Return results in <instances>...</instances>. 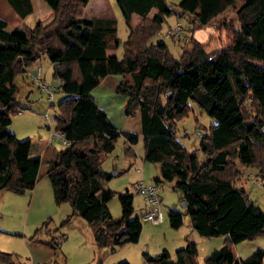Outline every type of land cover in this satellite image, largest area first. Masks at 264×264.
I'll return each mask as SVG.
<instances>
[{
  "label": "trees",
  "instance_id": "trees-1",
  "mask_svg": "<svg viewBox=\"0 0 264 264\" xmlns=\"http://www.w3.org/2000/svg\"><path fill=\"white\" fill-rule=\"evenodd\" d=\"M5 1L20 18L33 10L31 0ZM43 1L53 13L47 23L38 20L33 27L8 31L0 17V191L23 192L38 180L42 154L29 153L30 139H19L7 127L21 108L15 77L46 55L65 94L58 103L56 129L67 144L53 151L45 167L55 203L72 207L60 225L81 217L99 248L137 242L142 222L133 215V194L107 188L104 182L113 173L101 162L119 136L128 143L125 152L134 154L138 135L105 124L106 112L91 95L101 79L117 74L114 90L126 97L124 114H139L143 159L158 163L161 179L173 182L185 203L183 212L167 210L169 225L178 228L186 213L200 235L224 237L203 264H261L264 248L237 258L230 244L264 234V211L237 185L240 166L255 164L264 171V0H180L175 5L166 0H115L128 27L121 58L108 52L116 43V29L83 18L88 0ZM151 8L156 13L148 17ZM229 8L238 26L225 23L230 43L218 50L206 52L191 36L192 47L175 57L164 41H151L173 13L190 14V29L195 31ZM132 13L141 16L136 25L131 24ZM189 101L215 120L200 134L201 159L176 135V120L188 113ZM114 193L121 209L117 218L107 205ZM63 238L51 234L34 241L55 253ZM141 254L146 264H197L196 243L188 239L176 248L175 258L165 248ZM13 256L0 251V262L20 264Z\"/></svg>",
  "mask_w": 264,
  "mask_h": 264
},
{
  "label": "rangeland",
  "instance_id": "rangeland-1",
  "mask_svg": "<svg viewBox=\"0 0 264 264\" xmlns=\"http://www.w3.org/2000/svg\"><path fill=\"white\" fill-rule=\"evenodd\" d=\"M166 1L175 5L180 0ZM32 3V12L24 18H20L10 8L12 10L9 12L10 14L2 17L6 20L7 27H33L38 21L37 16L45 12L40 6L44 3L42 0H32ZM3 4L8 5L6 1H3ZM45 6L49 8L47 5ZM84 10L83 12H85ZM87 12L113 18L116 43L113 47L108 48V52L121 58L123 43L128 35V27L116 1L90 0L87 4ZM1 13L2 10H0V16ZM233 18L234 13L229 8L228 11L215 17L206 26L193 31L190 29V14L179 16L173 13L164 19L160 30L151 38V41H164L168 45L169 52L178 57L183 50H189L192 47L191 36H193L201 43L206 52H212L230 43V37L225 27L229 22L234 27L238 26V22L232 20ZM140 21L141 19L136 24ZM33 65L40 67V76L47 90L41 88L40 85L38 87L28 76L17 75L14 82L17 86V98L21 108L11 116V122L7 128L19 139H38V142L41 143L49 140L52 134L58 132L56 129V116L60 112L58 103L65 97V94L58 87L59 80L52 75L54 63L46 55L41 56ZM119 79L120 75L117 74L106 76L91 90V95L106 112L105 124L117 126L120 130L140 132L141 134L139 114H124L123 103L126 97L117 94L114 90V85ZM48 91L52 92L51 99L48 98ZM189 105L188 113L176 120V135L187 150L196 151L201 159L203 155L199 149V133H204L215 120L197 103L189 101ZM51 142L48 145L49 151L46 149L47 151L42 153L43 159L52 147L54 150H58L66 146L57 137L52 138ZM125 147L124 137L119 136L114 149L104 157L101 166L104 170L113 173L112 177L104 182L107 188L113 191L127 189L133 194V215L141 217L142 222L137 242L127 243L113 249L110 247L99 248L94 243L90 226L81 217L73 216L69 223L60 225V222L71 213L72 207L69 202L55 203L51 185L45 173L46 166L43 162L39 168L38 180L31 189H25L23 192H15L10 189L0 191V251L11 252L14 255L15 263L34 264L36 260L33 243L49 248L34 240L46 239L51 234H57L58 237L64 236L62 240L59 239V249L42 262L114 264L127 260L130 264H146L141 254L142 251L157 253L165 248L169 251L171 258H175L176 248L183 246L188 239L196 243V263L203 264L210 252L224 243V237L200 235L191 226L190 217L186 213H183V222L178 228L171 227L168 223L167 210L173 208L183 212L179 190L172 186L173 182L161 179L158 163L146 161L142 159L143 156L140 158L139 154L128 156ZM116 167L120 169L118 174L113 172L118 170ZM239 176L237 185L243 187L248 198L264 211V171H261L255 164L240 166ZM141 181L156 185L162 211L158 223H152L142 218L148 205L136 189V185ZM107 205L112 217L120 216V203L116 193L108 200ZM230 245L237 258H245L257 248H264V234ZM0 264L3 263L0 262ZM261 264H264V256Z\"/></svg>",
  "mask_w": 264,
  "mask_h": 264
},
{
  "label": "crops",
  "instance_id": "crops-1",
  "mask_svg": "<svg viewBox=\"0 0 264 264\" xmlns=\"http://www.w3.org/2000/svg\"><path fill=\"white\" fill-rule=\"evenodd\" d=\"M3 1H5V0H0V10H2V13H1V16H0L1 18L2 17H6L8 14H10L9 12H11L13 10L9 4L8 5L10 7L8 5H5V4L2 5ZM89 1L90 0H88L87 4L89 3ZM31 3H32V0H31ZM44 3L41 4L40 6H41L42 10L45 13L38 15L37 19L44 21L43 23H45V22L47 23L48 21L51 20V18L53 16V13H52L50 7L47 4H44ZM87 4L85 6V10H84L85 12H83L84 13L83 14V18L84 19L91 20L94 23V25L97 26V27H114L115 28L113 18L108 17V16H98V15H94V14L88 13L87 12ZM45 5H47L49 8H46ZM32 7H33V5H32ZM14 13H15V11H14ZM155 13H156V9L155 8H151L147 15H148V17H152ZM140 19H141V16L139 14H137V13H132L131 16H130V21H131L132 25L136 24ZM5 22H6V20H5ZM15 28L21 29L22 27H18V26L7 27V22H6V26H5L6 30L10 31V30L15 29ZM38 74H39V78H40L39 82L37 83V82H35L33 80H31V81L33 83H35L38 87H40L39 85L40 84H44V83H43L42 78L40 76V67L39 66L32 65V66L27 67L26 71L24 72V74H22V76H24V77L28 76L30 78L31 75H38ZM116 128L120 130L119 127L116 126ZM140 131H141V126H140ZM136 133L138 135V140H137L136 143L132 144V148L134 150V154H128V156H132V155L133 156H137V154H139L140 158H142V156H143V141H142V137H141L140 132H136ZM38 141H39L38 139H34V140L30 139L29 153H31V154H40L41 155L43 152H45L47 150L49 151L50 148L48 147V145L52 143L51 139H49V140H47L45 142H41V143H39ZM141 143H142V146H140ZM66 144L67 143H64V145H66ZM125 145H128V143L125 142ZM53 151H54V149L52 147L50 152L45 154L46 156L44 155L45 157H44V159L42 161V163L44 162V166L47 165V162H48L47 160L53 156ZM126 156H127V154H126ZM116 168L119 171L116 170V171H113V172H116V174H118L120 172V169H119V167H116ZM32 247H33L34 252H35L34 254H35V260H36V262H34V264L42 262L43 260L45 261L49 257H51L52 255H54V252L50 248H47V247H44V246H41V245L35 244V243H33Z\"/></svg>",
  "mask_w": 264,
  "mask_h": 264
},
{
  "label": "built area",
  "instance_id": "built-area-1",
  "mask_svg": "<svg viewBox=\"0 0 264 264\" xmlns=\"http://www.w3.org/2000/svg\"><path fill=\"white\" fill-rule=\"evenodd\" d=\"M31 80L35 82H39V74L38 75H31ZM41 88L46 89L47 87L45 84H40ZM52 92L48 91V98L51 99ZM202 133V132H201ZM199 133V134H201ZM57 137L63 143H67V140L64 137V134L61 131L52 134L50 139ZM137 191L143 196L145 202L147 203L148 207L142 218L145 220H149L152 223H158L161 219V204H160V197L158 195L156 185L154 183H144L141 181L136 185Z\"/></svg>",
  "mask_w": 264,
  "mask_h": 264
},
{
  "label": "water",
  "instance_id": "water-1",
  "mask_svg": "<svg viewBox=\"0 0 264 264\" xmlns=\"http://www.w3.org/2000/svg\"><path fill=\"white\" fill-rule=\"evenodd\" d=\"M116 174V172H114ZM182 206H185V203L182 201Z\"/></svg>",
  "mask_w": 264,
  "mask_h": 264
}]
</instances>
